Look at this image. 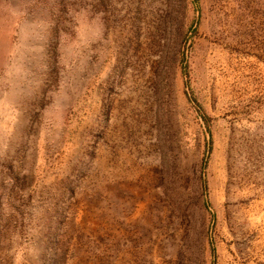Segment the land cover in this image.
<instances>
[{
  "label": "rangeland",
  "instance_id": "obj_1",
  "mask_svg": "<svg viewBox=\"0 0 264 264\" xmlns=\"http://www.w3.org/2000/svg\"><path fill=\"white\" fill-rule=\"evenodd\" d=\"M0 264H264V0H0Z\"/></svg>",
  "mask_w": 264,
  "mask_h": 264
}]
</instances>
